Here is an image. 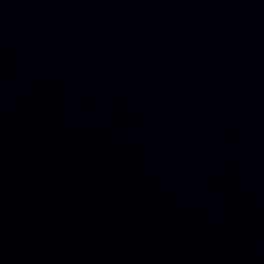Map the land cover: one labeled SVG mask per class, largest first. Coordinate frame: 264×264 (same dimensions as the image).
Returning <instances> with one entry per match:
<instances>
[{
    "label": "water",
    "instance_id": "obj_1",
    "mask_svg": "<svg viewBox=\"0 0 264 264\" xmlns=\"http://www.w3.org/2000/svg\"><path fill=\"white\" fill-rule=\"evenodd\" d=\"M0 264H264V0H0Z\"/></svg>",
    "mask_w": 264,
    "mask_h": 264
}]
</instances>
